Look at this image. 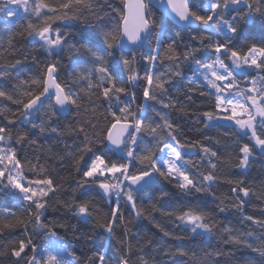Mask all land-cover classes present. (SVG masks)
I'll list each match as a JSON object with an SVG mask.
<instances>
[{
  "label": "snow or ice",
  "instance_id": "snow-or-ice-1",
  "mask_svg": "<svg viewBox=\"0 0 264 264\" xmlns=\"http://www.w3.org/2000/svg\"><path fill=\"white\" fill-rule=\"evenodd\" d=\"M74 6L91 8L92 3L91 0H65L57 8L45 0H0V16L3 17L0 31L9 37L10 47L16 35L13 31L14 27L27 19L24 32L39 43L49 56L59 55L65 48L69 51H78L82 48L90 57L89 61L73 63L70 75L74 77V83L85 85L80 92L73 91L59 82L58 62L48 63L39 77L20 81L22 85H29L28 89L22 93L23 99L17 100L8 92L0 90V98L20 104L22 107L19 116L23 118L24 122L31 125V129H38L41 134L47 131L59 133L56 127L49 129L45 123L37 124L31 119L35 113L41 111L46 100L51 101L53 97L55 100L54 104H48L49 119H51L57 113L69 114L73 106L77 110L81 109L84 106L85 97L91 104L93 96H96L97 99L102 96L109 101L111 107L113 99L119 103L120 94L128 93V88L123 85L119 77L109 71L106 53L96 46L94 36H85L77 43H69L67 35L61 31L59 26L53 28L52 23L57 19L64 21L78 19L73 11ZM159 6L163 8V12L161 19L157 22L152 18L149 4L145 3V0H135L134 3H130L126 6L128 14L121 15L118 26L111 31L101 32L104 41L107 42L108 48L115 47L123 51L129 44L138 46L149 40L155 32V54L144 57L148 61L145 69L146 86L143 88V97L146 102L157 100V96L154 94L155 89H159L162 94L166 93V85L171 83L172 77L183 76V73L179 71L178 63L181 58L183 61L194 63L195 69L191 79L193 82H202L209 90L208 95L214 97L213 108L200 113L198 119L203 117L206 129L232 126L238 129L240 134L248 137L251 145L243 143L240 146V156L236 165L240 169L247 170L255 158L254 151L256 149L261 155H264V75L247 79L245 84L250 86L245 87H241L237 77L249 76L250 70L264 73V44L254 43L246 51H242L236 47L234 41L242 36L241 22L250 23L257 15L264 19V0H207L206 6L198 9L190 7L189 0H159ZM61 10L63 14L59 15L58 12ZM233 13L235 14L233 15ZM169 16H174L176 22L185 28H191L199 23L204 26L205 31L222 36V40H215L211 36H192L191 39L197 41L199 46H186V50L181 54L177 51V41L168 32L166 20ZM40 20H43V23L38 25L35 21ZM261 27L264 28V24ZM201 48L210 49L214 54V59L208 62L196 59V53ZM161 49H164L167 58L175 63V71L172 68H169L167 72L156 70L157 63L162 59ZM4 52H7V49H4ZM3 54L0 52V58L3 57ZM107 55H111V53H107ZM22 62L21 59H16L8 64L0 62V71L15 68ZM122 63L129 68L131 73L129 80L135 84L138 76L132 66L133 62L123 59ZM168 73H171V76ZM94 74L98 77L97 83H93ZM33 85L42 90L36 94L31 87ZM96 89L99 90L98 93L94 91ZM201 95L204 93L202 92ZM158 102L165 109L176 107L173 103L164 102L162 98ZM149 107L151 106L146 105L142 108L139 116L127 103L119 108L121 116L112 112L115 122L108 129L106 140L109 150L118 153L120 160L126 162H113L106 159L104 151L99 149L94 151L95 142L89 138L87 132V128H95V124L91 120H85L79 124V127L69 129L73 133L83 134L84 138L82 144L76 145L72 151L68 152V156L74 160L76 171L81 173V180L77 183V188L82 190L81 196L87 191V186L95 185L102 190V195L109 203L114 204V207H111L110 218L99 224V227L109 237L113 236L118 221L123 219L121 200L135 211L137 217L144 214V209L138 207L134 194L143 190L155 178L163 177L185 194H189L193 190L197 193L209 192L219 179L214 171L217 167L214 161V158L218 159L217 152L199 140L189 141L186 138H178L181 131L180 125L160 112L156 114L162 124L156 123L147 115ZM85 111L88 109L85 108ZM91 111L94 113L95 108ZM178 111L185 115L188 114L184 107H180ZM129 117L132 118L131 122L128 121ZM6 119L8 125H12L15 123L16 116L13 114L12 118L6 117ZM121 119L125 123L120 125V131L114 135L112 130L117 128ZM161 129L166 130L165 135L160 134ZM145 132L155 138L156 143L137 152L138 143L143 140L142 134ZM205 139L208 138L205 137ZM25 141H28V133L18 132L15 144L23 145ZM28 142L33 145L37 143L35 139ZM196 147H199L207 157L208 167L212 170L207 174L201 173L199 179L190 173L186 166L188 161H185L182 156V152L190 151ZM86 154H91V156L81 168V162L84 161ZM60 158L63 159V157ZM137 165L142 167L137 168ZM31 167L38 168L40 172L45 171L43 165H40L38 161ZM228 183H233V181L228 180ZM235 184L236 186L231 189L236 201L233 207L238 208L243 214V206L246 203L244 198L249 197L250 190L243 186V181H236ZM62 188L63 184L55 182L51 176L28 178L24 173V164L18 158L17 148L13 146L11 129L8 126H0V195L14 199L15 207L28 213L27 220H23L11 208L0 212V238L4 237L5 232L11 234L18 225H23L25 231L23 238L11 239L10 237V249L0 254L13 257L14 264H21V262L23 264H79L76 253L69 251L67 241L63 237L57 236L53 227L42 220L49 207L50 199ZM167 195V192H161V199ZM113 197H115L114 201ZM65 207L72 213V218L82 223L91 220L94 211L98 212L90 201L78 199L75 196L65 202ZM219 210L224 212L225 208L220 207ZM168 214L173 215L172 212ZM244 218L253 225L264 229V219H256L252 216ZM175 219L184 224L186 228L190 227L193 233L200 230L198 233L200 235L211 234L216 227L215 222H209L210 214L199 207L181 211L175 214ZM29 224L33 226L34 233L43 234L48 241V246L39 260L37 245L32 235L27 234ZM222 231L226 233L225 243L250 249L259 257L258 264H264V234L254 236L251 231L241 233L229 226H224ZM256 241L259 242L256 243ZM161 250L163 251V249ZM29 251L31 255H29ZM130 251L131 247L129 246L128 252ZM165 254L188 256L190 253L184 249H168ZM224 255L225 253L222 251L206 253L205 258L198 260V264H220V260H213V256L218 258ZM191 256L195 257L196 254L192 252ZM139 259L141 264H150L149 260L144 257H139ZM84 264H108L106 253L97 248L85 258ZM120 264H130L128 253L124 254ZM247 264H257V262L255 259H249Z\"/></svg>",
  "mask_w": 264,
  "mask_h": 264
},
{
  "label": "trees",
  "instance_id": "trees-1",
  "mask_svg": "<svg viewBox=\"0 0 264 264\" xmlns=\"http://www.w3.org/2000/svg\"><path fill=\"white\" fill-rule=\"evenodd\" d=\"M146 1L149 4L152 18L159 22L162 13L148 0ZM45 2L59 8V5L64 3L65 0H45ZM91 3V8L74 6L73 11L78 19L71 21L57 19L52 23V26L53 28L59 26L61 31L67 35L69 43H77L83 37L89 35L95 37L96 46L106 53L109 71L116 74L123 85L128 88L127 94H120V102L117 103L113 99L110 107L109 101L102 96L99 99L93 96V103L91 104L88 103L85 97L84 106L81 109L77 110L73 106L69 114L60 115L57 113L56 116L49 119L48 104H53V99L51 101L46 100L41 111L35 113L31 119L37 124L45 123L49 129L56 127L59 133L47 131L41 134L38 129H31V125L24 122L23 118L19 116L22 107L20 104L0 98V126H8L11 129L13 146L17 148L18 158L24 164L25 175L30 179L51 176L55 182L63 184V188L58 190L50 199L49 207L42 218L43 222L52 226L56 235L67 241L69 251L76 253L79 264H84L85 258L97 248L106 253L108 264H120L125 253H128L130 264H141L139 257L148 259L150 264H198V260L205 258L206 253L216 251L225 253L224 256L218 258L213 256V260L219 259L220 264H247L249 259H255L258 264L259 257L250 249L225 243L226 233L222 229L224 226H229L241 233L251 231L254 236L264 234V229L253 225L244 218L252 216L256 219H264V155H261L259 150L256 149L254 151L255 158L252 160L250 167L247 170L240 169L236 166L240 156L239 148L243 143L251 145L248 137L240 134L238 129L232 126L204 128L205 121L203 117L198 119V115L213 108L214 97L208 95L209 90L202 82H193L191 79L195 69V64L191 61H183L181 58L178 63L180 65L179 71L183 73V76L172 77L171 83L166 85V93L162 94L159 89H155L154 94L157 96V100L146 102L143 97V88L146 86L145 69L148 61L144 57L155 54V32L152 38L145 41L139 49L118 51L115 47L108 48L101 32L111 31L118 26L120 17L124 13V0H91ZM206 3L207 0H190V7L198 9L206 6ZM58 14L62 15V10ZM35 22L40 25L43 20ZM166 23L169 35L177 41V51L181 54L186 50V46H199L197 41L191 39L192 36H211L215 40H222V36L205 31L204 26L199 23L191 28L178 26L168 18ZM26 24L27 19L14 27L13 31L16 35L11 47L8 44L9 37L3 31H0V52L4 53L3 57L0 58V62L8 64L16 59L23 61L15 68L0 71V90L8 92L17 100L23 99L22 93L28 89L29 85H22L20 81L35 79L43 73L48 63L58 62L59 82L73 91L80 92L85 85H76L74 77L70 74L74 62L83 63L90 60L87 53L82 48L78 51H69L65 48L61 54L49 56L47 51L40 47L39 43L24 32ZM262 24H264V19H261L259 15L254 16L253 21L250 23L241 22L242 36L234 41L236 47L246 51L254 43L257 45L264 44ZM0 27H2V21H0ZM21 33L23 34L21 35ZM166 44L167 41L165 46ZM4 49H7V52H4ZM107 53H111V55H107ZM161 56L162 59L157 63L156 70L167 72L169 68H172L175 71V63L167 58L164 49H161ZM123 59L133 62L132 66L138 76L135 84L129 80L131 73L129 68L123 65ZM196 59L208 62L214 59V54L210 49L201 48L196 53ZM226 63L229 62L226 61ZM168 75L171 76V73H168ZM257 75H264V73L250 70L249 76H238L237 78L244 81L245 78H252ZM243 81L241 83L245 84ZM97 82L98 77L94 74L93 83ZM31 87L36 94L42 90L34 85ZM94 91L99 92L98 89ZM202 92L204 95H201ZM81 95H84V93H81ZM161 98L166 103L175 104L176 107L162 108L158 102ZM125 103L131 105L137 116L140 115L142 108L150 105L147 115L156 123L162 124L156 113L165 114L169 119L180 125L181 131L178 138H186L189 141L199 140L205 146L216 151L218 159L214 158L217 165L214 171L219 179L209 192L197 193L193 190L191 193L185 194L163 177L155 178L143 190L134 194L137 205L144 209V214L137 217L135 211L121 200L123 219L118 221L113 236L109 237L99 227V224L110 218L111 207H114V204H110L102 195V190L95 185L87 186V191L81 196L82 190L77 188V183L81 180V173L76 171L74 160L68 156V152L72 151L76 145L82 144L84 138L83 134L73 133L69 129L79 127V124L85 120H91L95 124V128H87V132L89 138L95 142L94 151L96 149L104 151L106 159L113 162H126L120 160L119 154L109 150L106 143L108 129L115 122L112 112H115L117 116H121L119 108L123 107ZM180 107H184L188 114L185 115L178 111ZM85 108L88 111H85ZM93 108H95L94 113L91 111ZM13 114L16 116L15 123L8 125L6 117L12 118ZM131 119L129 117L128 121H131ZM18 132H27L28 141L35 139L37 143L33 145L25 141L23 145L15 144V137ZM160 134L165 135L166 130L161 129ZM142 136L143 140L139 141L137 152L156 143L155 138L147 132L143 133ZM205 137L208 139H205ZM157 155H159V152H157ZM90 156L91 154L85 155L84 161L81 162V168H83L85 162L89 161ZM182 156L185 161H188L186 166L196 179L200 178L201 173L207 174L212 171L208 167L207 157L204 156L199 147L182 152ZM60 157H63V159ZM37 161L40 165H43L44 172L31 167ZM140 167L142 166L137 165V168ZM228 180L233 181V183H228ZM236 181H243V186L250 190L249 197L244 198L246 203L243 206V214L238 208L233 207L236 201L231 189L236 186ZM161 192H167L168 195L161 199ZM74 196L78 199L90 201L93 208L98 210V212L94 211L93 218L87 223L78 222L72 218V213L65 207V202L70 201ZM15 205L16 201L14 199L6 195H0V212H3L6 208H11V210L18 213L19 218L27 220V211H21ZM197 207L210 214L209 222H215L216 227L211 234L193 233L190 227L186 228L184 224L175 219V214L188 208ZM220 207H224L225 211L220 212ZM169 212H172L173 215H169ZM27 234L32 235L37 245V258L39 260L48 246V241L43 234L34 233L31 224L28 225ZM24 235L23 225H18L11 234L5 232L4 237L0 238V253L10 249V237L11 239H19L23 238ZM258 242L256 241V243ZM129 246L131 247L130 252H128ZM168 249H184L190 254L188 256L166 255ZM192 252L196 254L195 257L191 256ZM29 255H31L30 251ZM0 264H14V258L10 255L0 254Z\"/></svg>",
  "mask_w": 264,
  "mask_h": 264
},
{
  "label": "water",
  "instance_id": "water-1",
  "mask_svg": "<svg viewBox=\"0 0 264 264\" xmlns=\"http://www.w3.org/2000/svg\"><path fill=\"white\" fill-rule=\"evenodd\" d=\"M149 1V3H151L158 11H160L161 13L163 12V8H161L160 6H159V0H148ZM135 2V0H124V13H123V15H127L128 14V8L126 7L127 5H129L130 3H134ZM145 3H147V1L145 0ZM189 6H190V0H189ZM170 11V10H169ZM168 19L172 22V23H174V24H176V25H178V26H183L182 24H179V23H177L176 22V19L174 18V16H169L168 17ZM198 25V23L197 24H195V25H193L192 27H194V26H197ZM125 40H126V38H125ZM144 43V42H143ZM142 43V44H143ZM142 44H140V45H138V46H134V45H131V44H129L128 45V47H126L125 49H123V51H128V50H130V49H139L140 47H141V45ZM116 50H118V51H121L120 49H118V48H115ZM55 103V100H54V97H53V104ZM60 114V113H59ZM61 115V114H60ZM129 122H131V121H129ZM114 123V122H113ZM112 123V124H113ZM125 123V121H120V124H118L117 125V128L116 129H113L112 131H113V134L114 135H116L119 131H120V125L121 124H124ZM110 128H111V126H110ZM106 143H107V146H108V141L106 140ZM114 152V151H113ZM116 153V152H115ZM116 154H118V153H116Z\"/></svg>",
  "mask_w": 264,
  "mask_h": 264
},
{
  "label": "rangeland",
  "instance_id": "rangeland-1",
  "mask_svg": "<svg viewBox=\"0 0 264 264\" xmlns=\"http://www.w3.org/2000/svg\"><path fill=\"white\" fill-rule=\"evenodd\" d=\"M0 21H3V17H2V16H0ZM192 76H193V75H192ZM259 76H261V75L254 76V77H252V78H258ZM237 79H238V81L240 82L241 87L250 86V85L242 84L241 82H242L243 80H242L241 78H237ZM247 79H249V78H247ZM247 79L245 78L243 82H245ZM113 199H115V197H113ZM199 231H200V230H198V232H199ZM57 236H58V235H57ZM53 239H55V238H53Z\"/></svg>",
  "mask_w": 264,
  "mask_h": 264
}]
</instances>
